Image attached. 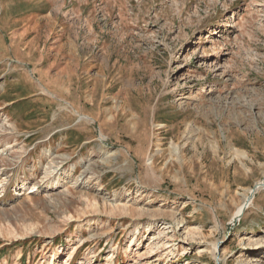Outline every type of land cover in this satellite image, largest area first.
<instances>
[{
	"label": "rangeland",
	"instance_id": "obj_1",
	"mask_svg": "<svg viewBox=\"0 0 264 264\" xmlns=\"http://www.w3.org/2000/svg\"><path fill=\"white\" fill-rule=\"evenodd\" d=\"M263 181L264 0H0V264H264Z\"/></svg>",
	"mask_w": 264,
	"mask_h": 264
},
{
	"label": "bare ground",
	"instance_id": "obj_2",
	"mask_svg": "<svg viewBox=\"0 0 264 264\" xmlns=\"http://www.w3.org/2000/svg\"><path fill=\"white\" fill-rule=\"evenodd\" d=\"M263 182H264V181H263ZM257 183H258V182H257ZM259 183H260V182H259ZM259 183H258V184H259ZM32 187H33V190L31 189V191L37 190V188H36L35 185L32 186ZM250 189H251V188H250ZM254 194H255V193H253V196H254ZM253 196L250 195L247 199H246L247 195L244 197V199L241 201V203L237 206L236 210L234 211V213H233V215H232V218L237 219V217H239L240 215H242L244 209L247 207L246 204L248 205V204L251 202ZM238 219H239V218H238ZM75 248H76V246L71 247V250H69V251L66 252V255H68L67 260H68L69 262H70V259H71L72 256H73V253L76 252V249H75ZM52 257H53V258L56 257V251H55V250L52 252ZM48 264H51V261H48ZM85 264H90V263H85Z\"/></svg>",
	"mask_w": 264,
	"mask_h": 264
},
{
	"label": "water",
	"instance_id": "obj_3",
	"mask_svg": "<svg viewBox=\"0 0 264 264\" xmlns=\"http://www.w3.org/2000/svg\"><path fill=\"white\" fill-rule=\"evenodd\" d=\"M262 187H264V182H261V183H259V184H256V185L251 189L250 195L253 196V193H255V191H256L257 189L262 188ZM247 198H248V197H247ZM246 206H247V204H246ZM240 216H241V215H240ZM240 216H239V217H240ZM239 217H237V218H239Z\"/></svg>",
	"mask_w": 264,
	"mask_h": 264
}]
</instances>
